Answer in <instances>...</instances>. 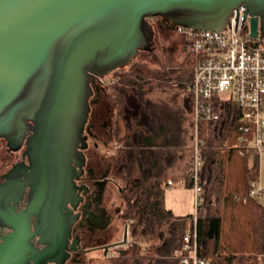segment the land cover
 <instances>
[{
	"label": "water",
	"instance_id": "obj_1",
	"mask_svg": "<svg viewBox=\"0 0 264 264\" xmlns=\"http://www.w3.org/2000/svg\"><path fill=\"white\" fill-rule=\"evenodd\" d=\"M242 5L250 36L264 39V0H0V138L17 148L34 122L35 177L51 199H69L93 79L126 72L150 50L154 17L173 31H224Z\"/></svg>",
	"mask_w": 264,
	"mask_h": 264
},
{
	"label": "trees",
	"instance_id": "obj_2",
	"mask_svg": "<svg viewBox=\"0 0 264 264\" xmlns=\"http://www.w3.org/2000/svg\"><path fill=\"white\" fill-rule=\"evenodd\" d=\"M151 20V19H150ZM171 67L155 70L135 60L113 87L119 116L130 126L129 149L117 154V167H134L132 244L114 264H179L192 215L176 216L166 204L168 182L193 180L196 122L192 84L197 57L187 51ZM219 119L200 121L203 195L198 208V254L210 264H257L264 254V207L250 196L260 164L253 151L235 148L240 109L234 101L212 100ZM162 140V148L158 140ZM138 178V181H136ZM145 242L147 246L140 243Z\"/></svg>",
	"mask_w": 264,
	"mask_h": 264
},
{
	"label": "flooded vegetation",
	"instance_id": "obj_3",
	"mask_svg": "<svg viewBox=\"0 0 264 264\" xmlns=\"http://www.w3.org/2000/svg\"><path fill=\"white\" fill-rule=\"evenodd\" d=\"M150 22L154 43L135 60L162 70L158 67L166 53L160 36L171 30L170 23L162 17ZM115 73L93 79L90 111L77 148L84 162L73 163L69 199H51L46 178L35 177L26 145L34 122L17 148L0 138V264H114L130 247L136 185L130 182V162L123 170L116 164L120 141L130 148L131 131L119 116ZM162 144L158 140L159 149Z\"/></svg>",
	"mask_w": 264,
	"mask_h": 264
},
{
	"label": "built area",
	"instance_id": "obj_4",
	"mask_svg": "<svg viewBox=\"0 0 264 264\" xmlns=\"http://www.w3.org/2000/svg\"><path fill=\"white\" fill-rule=\"evenodd\" d=\"M187 51L197 57L192 84L196 133L194 167L190 171L194 212L192 224L184 235L179 264H210L198 254V208L203 195L200 169L203 165L201 142L198 135L200 121L218 120L212 105L214 98L234 101L240 109V136L235 148L253 151L259 162L264 159V39L250 36V17L245 6L233 10L224 31H201L179 26ZM174 183L168 182V187ZM250 196L264 197L260 179L251 185ZM132 239L130 245L132 244ZM147 246L145 242L140 243Z\"/></svg>",
	"mask_w": 264,
	"mask_h": 264
},
{
	"label": "rangeland",
	"instance_id": "obj_5",
	"mask_svg": "<svg viewBox=\"0 0 264 264\" xmlns=\"http://www.w3.org/2000/svg\"><path fill=\"white\" fill-rule=\"evenodd\" d=\"M160 37V41L162 44L161 49L166 53V58L163 59L162 57L163 64L161 65L170 66V62L172 60H176L177 62L182 60L185 55L183 44L184 40L182 39L178 31L172 32V30H169L165 32V34H162V36ZM153 65L157 64H152V68L155 67ZM160 67L161 66H159L158 68ZM191 192L192 191L188 187L186 188V185L183 182L176 183L172 188L168 187L166 191V203L168 207H170V209H172L177 215L192 214L194 212V201Z\"/></svg>",
	"mask_w": 264,
	"mask_h": 264
},
{
	"label": "crops",
	"instance_id": "obj_6",
	"mask_svg": "<svg viewBox=\"0 0 264 264\" xmlns=\"http://www.w3.org/2000/svg\"><path fill=\"white\" fill-rule=\"evenodd\" d=\"M259 164H260V175H259V179L261 180V182L264 184V159H263V161H261V162H259ZM175 184L176 183H174V185L172 186V187H174L175 186ZM171 187V188H172ZM170 188V187H169ZM186 188H187V186H186ZM191 190V189H190ZM192 193V192H191ZM260 202H261V204L263 205V207H264V197L263 198H261L260 200H259ZM167 204V203H166ZM168 206V205H167ZM170 208V207H169ZM174 212V211H173ZM175 213V212H174ZM175 215L176 216H180V217H184V216H187V215H191V214H186V215H177L176 213H175ZM257 264H264V254L263 255H261L260 257H259V259H258V263Z\"/></svg>",
	"mask_w": 264,
	"mask_h": 264
}]
</instances>
